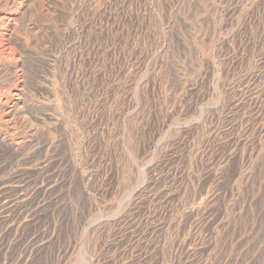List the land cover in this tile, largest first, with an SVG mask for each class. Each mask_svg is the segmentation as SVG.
I'll list each match as a JSON object with an SVG mask.
<instances>
[{
  "label": "rangeland",
  "instance_id": "1",
  "mask_svg": "<svg viewBox=\"0 0 264 264\" xmlns=\"http://www.w3.org/2000/svg\"><path fill=\"white\" fill-rule=\"evenodd\" d=\"M0 264H264V0H0Z\"/></svg>",
  "mask_w": 264,
  "mask_h": 264
},
{
  "label": "bare ground",
  "instance_id": "2",
  "mask_svg": "<svg viewBox=\"0 0 264 264\" xmlns=\"http://www.w3.org/2000/svg\"><path fill=\"white\" fill-rule=\"evenodd\" d=\"M7 27V26H6ZM8 37V36H7ZM5 38V37H4ZM7 41V40H6ZM10 48V47H9ZM15 49V48H14ZM11 51V50H10ZM15 57V56H14Z\"/></svg>",
  "mask_w": 264,
  "mask_h": 264
}]
</instances>
